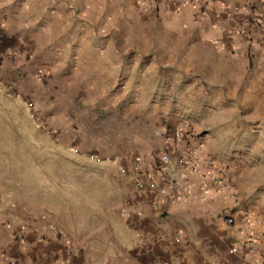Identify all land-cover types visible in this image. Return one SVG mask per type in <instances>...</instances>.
Returning <instances> with one entry per match:
<instances>
[{"label": "rangeland", "instance_id": "rangeland-1", "mask_svg": "<svg viewBox=\"0 0 264 264\" xmlns=\"http://www.w3.org/2000/svg\"><path fill=\"white\" fill-rule=\"evenodd\" d=\"M231 1L0 0V264H15L13 225L30 205L63 207L65 164L82 173L106 162L125 177V156L148 149L162 166L163 156L190 165L183 151H202L189 144L220 122L212 110L237 107L208 96L220 40L237 37L222 21L264 3Z\"/></svg>", "mask_w": 264, "mask_h": 264}, {"label": "crops", "instance_id": "crops-1", "mask_svg": "<svg viewBox=\"0 0 264 264\" xmlns=\"http://www.w3.org/2000/svg\"><path fill=\"white\" fill-rule=\"evenodd\" d=\"M256 4L250 17L238 22L230 10L222 21L237 37L220 40L225 59L212 63L219 78L208 96L236 99L237 107L212 110L220 122L189 144L202 151H183L193 153L198 175L189 166L163 167L148 149L138 159L125 156V177L107 172L106 162L82 173L67 163L63 207L30 205L29 220L13 225L15 264H264V3ZM233 50L239 63L228 60ZM230 113L240 118L230 123ZM28 189L32 200L37 191ZM43 190L50 199L47 183Z\"/></svg>", "mask_w": 264, "mask_h": 264}, {"label": "built area", "instance_id": "built-area-1", "mask_svg": "<svg viewBox=\"0 0 264 264\" xmlns=\"http://www.w3.org/2000/svg\"><path fill=\"white\" fill-rule=\"evenodd\" d=\"M162 163H163V167H167L168 165L171 164L170 158L168 156H163ZM188 170L198 175V170L195 165L190 164ZM135 185L136 188L139 189V191L143 190V186L140 183L135 182ZM225 224L227 226H232L234 224V221L231 217H228L225 219Z\"/></svg>", "mask_w": 264, "mask_h": 264}]
</instances>
